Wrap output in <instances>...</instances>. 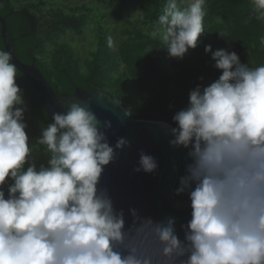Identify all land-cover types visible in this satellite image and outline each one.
Returning <instances> with one entry per match:
<instances>
[{
	"label": "clouds",
	"instance_id": "9594fccd",
	"mask_svg": "<svg viewBox=\"0 0 264 264\" xmlns=\"http://www.w3.org/2000/svg\"><path fill=\"white\" fill-rule=\"evenodd\" d=\"M252 4L264 20V0ZM204 5L192 0L181 9L167 0L153 35L171 57L182 59L197 46ZM204 51L222 74L190 91L170 129L171 146L190 148L175 190L187 194L191 207L181 240L171 217L155 221L129 209L126 223L124 210L98 187L104 166L129 141L110 146V121L80 102L54 113L42 129L37 143L52 154L47 166L29 163L24 170L32 152L26 107L12 55L0 50V186L13 181L7 198L0 190V264H264V65L248 67L223 48ZM138 164L136 172L157 168L143 151Z\"/></svg>",
	"mask_w": 264,
	"mask_h": 264
},
{
	"label": "trees",
	"instance_id": "16d2710c",
	"mask_svg": "<svg viewBox=\"0 0 264 264\" xmlns=\"http://www.w3.org/2000/svg\"><path fill=\"white\" fill-rule=\"evenodd\" d=\"M120 9L128 12L137 6V27L122 30L123 40L114 50L108 37L98 32L94 50L80 59L68 44L59 38L70 33L81 37L90 9L65 11L52 8L49 3L32 0H0V17L4 18L7 37L14 57L33 64L44 76L56 95H72L76 87L94 92L100 90L117 99L130 109L133 120L165 122L176 127L172 117L189 100V93L208 79H218L212 53L225 49L235 52L241 64L248 67L264 65V20L256 19L252 0H205L204 31L197 46L189 49L182 59L171 57L166 45L153 33H158L157 23L167 0H113ZM20 2V3H19ZM181 9L192 0H177ZM48 6V8H46ZM120 10L114 20L120 21ZM217 32H223L225 37ZM0 50H4L0 37ZM16 84L29 106V114L42 130L52 123L39 98L25 76L18 72ZM44 157L48 160L47 151ZM13 181L6 178L4 186ZM173 196L188 197L186 193Z\"/></svg>",
	"mask_w": 264,
	"mask_h": 264
},
{
	"label": "water",
	"instance_id": "95a60500",
	"mask_svg": "<svg viewBox=\"0 0 264 264\" xmlns=\"http://www.w3.org/2000/svg\"><path fill=\"white\" fill-rule=\"evenodd\" d=\"M0 37L4 51L12 55L11 63L25 76L36 92L44 111L51 118L54 113L66 112L70 103L80 102L90 107L100 121H110L111 128L106 131L110 146H114L118 138L129 141L128 146L117 150V158L104 166L98 185L107 189L117 210H124L126 223L131 222L129 209H136L141 216L151 217L155 221L171 217L175 219L176 234L183 240L184 229L181 225H186L191 219L190 200L188 197L175 198L173 190L175 183H179V178L186 174V164L190 163L187 157L190 148L170 145L169 141L174 138L170 133L172 126L165 122L133 120L127 106L100 90L90 92L76 87L72 95H56L33 64H24L14 57L2 17ZM216 80L211 78L204 80L201 83V90ZM188 103L189 100L181 110L187 108ZM141 151L156 160L157 168L154 172L134 171L139 167ZM0 190L4 191L7 198L8 186H0Z\"/></svg>",
	"mask_w": 264,
	"mask_h": 264
},
{
	"label": "rangeland",
	"instance_id": "374dc122",
	"mask_svg": "<svg viewBox=\"0 0 264 264\" xmlns=\"http://www.w3.org/2000/svg\"><path fill=\"white\" fill-rule=\"evenodd\" d=\"M34 2L42 1L49 3L52 8H61L65 11H76L81 8L90 9L84 33L81 37H75L68 33L61 36L59 41L68 44L72 47L75 55L80 59L87 57V55L94 50V44L98 32L103 33L107 37L112 38L110 45L114 50L120 45L123 37L122 30H131L137 27L136 16L138 15V8L134 6L130 11L124 12L120 8V4L113 0H32ZM20 3V2H19ZM48 8V6L46 7ZM120 10V21L114 20V13ZM24 100L23 107H26L24 112V123L26 124L25 132L28 136V143L32 152L28 158V162L24 165V170L29 163H34L37 168L41 165L47 166L48 160L44 157L46 146L37 143L41 136L42 130L38 126V122L29 114V106ZM21 107V106H18Z\"/></svg>",
	"mask_w": 264,
	"mask_h": 264
}]
</instances>
